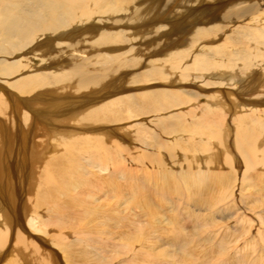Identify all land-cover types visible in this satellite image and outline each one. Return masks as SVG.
Wrapping results in <instances>:
<instances>
[{
  "label": "bare ground",
  "instance_id": "1",
  "mask_svg": "<svg viewBox=\"0 0 264 264\" xmlns=\"http://www.w3.org/2000/svg\"><path fill=\"white\" fill-rule=\"evenodd\" d=\"M51 43L0 83V264H203L219 244L197 235L264 249V0H0L2 80ZM235 192L263 212L232 231L215 215Z\"/></svg>",
  "mask_w": 264,
  "mask_h": 264
},
{
  "label": "rangeland",
  "instance_id": "2",
  "mask_svg": "<svg viewBox=\"0 0 264 264\" xmlns=\"http://www.w3.org/2000/svg\"><path fill=\"white\" fill-rule=\"evenodd\" d=\"M105 21V20H104ZM95 24V23H94ZM95 26V25H94ZM132 27V26H131ZM146 32V31H145ZM148 32V31H147ZM50 38H52L51 36H48V39H50ZM58 38V37H57ZM55 39H56V37H55ZM57 40V39H56ZM131 44H134V45H136L137 43H131ZM53 47H52V46ZM138 45V44H137ZM60 46V45H59ZM59 46L58 45H55V44H50L49 45V47L47 46V47H44V48H41V50H40V52L38 51V52H36V54L35 53H31V51H27V52H25L24 54H22L23 56H24V58L22 59V62L24 63V65H25V67H24V71H23V73H19V74H16V75H13V76H10V77H4V79L5 80H2L3 78V76L1 75L0 76V83H2L1 81H3V83H2V85H4V86H8V82H10V81H12V80H14V79H18V78H20V77H22V75H24V74H26L30 69H32V67L34 68V67H41L42 65H45L46 63H48L49 62V59H48V62L46 61V62H44V60L46 59V57L47 58H49L50 56H53V54H55V52L57 51V49L59 48ZM48 49V50H52V52H50V51H48V50H46V49ZM44 50V51H43ZM29 52V53H28ZM48 52H50V54H48ZM38 53V54H37ZM46 54L45 55V57H43L44 55L43 54ZM52 53V54H51ZM35 54V55H34ZM147 54H148V52H147ZM154 54V50L150 53V55L152 56ZM16 56H18V54L17 55H15V57ZM154 56V55H153ZM3 57H5V55H3V54H0V59L1 58H3ZM19 58L20 57H22V56H18ZM28 57V58H27ZM34 57V58H33ZM17 58V57H16ZM39 58H45V59H43L42 61L43 62H41L40 61V59ZM50 59H53V57L51 58L50 57ZM55 59V58H54ZM30 60V61H29ZM47 60V59H46ZM32 61V62H31ZM53 61H55V60H51L50 62H53ZM40 64H38V63ZM44 63V64H43ZM30 66V67H29ZM25 72V73H24ZM29 73V72H28ZM18 76V77H17ZM12 79V80H11ZM5 82H7V83H5ZM159 84V83H158ZM199 84H200V82H199ZM160 85V84H159ZM175 86H178V85H175ZM89 91H91V90H89ZM201 91V90H200ZM28 101V100H27ZM141 120V119H140ZM134 122V121H133ZM132 122H130V124H131ZM154 125H155V127H156V125H158V123H156V122H152ZM124 126H126V124H124ZM158 127H160V126H158ZM163 134L164 135H167L169 138L172 136V135H169V134H166V130H164L163 129ZM131 142H132V140H131ZM130 143V142H129ZM135 144V143H134ZM133 144V142H132V144H130V145H134ZM238 160L239 161H236L235 162V168H237L236 170H237V172H240V170H241V168H242V166H240L241 165V158L238 156ZM240 164V165H239ZM241 167V168H240ZM32 179V178H31ZM240 184V183H239ZM254 184V183H253ZM235 185H237L236 186V188L238 187V184H235ZM255 185V184H254ZM251 186L252 185H249V190L251 191ZM257 186L259 187V189H252V190H255V191H257V193L258 194H260V196H261V193H259V190H260V186L257 184ZM256 187V186H255ZM239 188V187H238ZM248 188H247V190H246V192L248 191ZM237 191L238 192H240V193H242V191H239L238 189H237ZM249 191V193H255L256 194V192H254V191H251L250 192ZM238 192H235L236 194H234V195H232V196H230L229 198H225V199H227V201L225 200V199H223V200H221L220 201V203H219V205H220V207L222 208V205L225 207L224 209H223V211L221 212V214L220 213H218L217 215H215V219L216 220H218V221H221L220 222V224H225V223H228V226H229V229L230 230H232V229H235L234 231H236L239 227H240V223H239V219H237L239 216L241 217V216H248V218H252L254 215H255V213H259L260 211L257 209V210H255V211H252L251 212V210H250V204H249V202L251 203L253 200H251L252 198H254V196L258 199V196L257 195H255L254 194V196H252V197H246L247 195L244 193L242 196L243 197H245L244 198V200H243V197L241 196V195H239L240 193H238ZM243 192H245V191H243ZM247 194H248V192H247ZM251 195V194H250ZM236 196V197H235ZM239 196H241V199L243 200V201H245V199L246 200H248V203H247V201H245V203L240 199V197ZM231 198V199H230ZM237 198V199H236ZM259 198H261V197H259ZM232 199H236L235 200V203L232 201ZM239 200V201H238ZM241 200V201H240ZM236 201H237V203H236ZM242 202V203H241ZM229 203V204H228ZM233 203V205L232 206H234V207H231V208H233L232 210H233V214H231V209H230V205ZM249 205V208L246 206L247 204ZM218 204V203H217ZM219 205H217L218 207H219ZM225 205H228V206H225ZM242 205V206H241ZM216 206V207H217ZM218 207L217 208H215L214 207V209H218ZM228 207H229V209L231 210V211H229V209H228ZM245 207V208H244ZM243 208L244 209H246L245 211L243 210ZM235 209V210H234ZM227 211L229 212V213H227ZM235 211V212H234ZM257 211V212H256ZM247 214H246V213ZM261 212H263V211H261ZM260 212V213H261ZM228 215H227V214ZM252 213V214H251ZM236 214V217L234 216ZM220 215V216H219ZM232 215V216H231ZM253 215V216H252ZM231 216V217H230ZM233 216L235 217V218H233ZM255 217V216H254ZM253 217V218H254ZM255 222V221H254ZM201 223V222H200ZM232 223H234V225L232 224ZM236 223V224H235ZM237 224H239V225H237ZM255 224H253V227H255L254 226ZM206 227L208 228V225H206ZM187 228L188 229H191V225L190 224H188L187 225ZM233 231V230H232ZM254 231L252 230V231H250L248 234L249 235H246V237H249L250 235H251V233H253ZM220 237V239H219V237ZM198 237H201V239L204 241V242H206V244H207V246H210L211 244L213 245H215L216 244V242H218V244H219V248L218 249H216L217 251H218V253L216 252V250L215 251H209V256L207 255V256H205V260L203 261V264H217V262H219V261H217V259L218 260H220V261H225V260H228V258L227 257H230L231 255H235V257L233 258L234 260H236V261H234L235 263L237 262V264H240L239 262H240V260H241V257H242V255L246 258H244V257H242V262H246L247 263V261H248V263L247 264H251V263H254V264H260L258 261V259H260V257L259 256H261V254H262V256H264V249H262L261 247L262 246H260L259 245V242H260V240H259V238L258 239H256V240H252V241H250V238L248 239V238H244L245 236H243V238H242V236H240V237H236V238H239V239H236L235 237H233L234 238V240H236V241H232V239L233 238H229V239H226L225 238V240L226 241H224L223 239L224 238H221V235H217L214 239H212V243H211V240L209 241V243H207L208 242V240L207 239H203V237L204 236H202V235H200V236H195V238H193V241L195 242H200L201 241V239L198 241ZM242 241H241V240ZM166 240V239H165ZM179 238L177 239V241L179 242ZM207 240V241H206ZM229 240H231V242L229 241ZM247 240V241H246ZM259 240V241H258ZM171 241V240H170ZM220 241V242H219ZM222 241H223V243H222ZM239 241V242H238ZM253 241H257V243H254ZM167 242H169V240H167ZM172 242V241H171ZM178 242L176 243L175 241H173V243L174 244H172L171 243V246L170 245H168V243H165L164 244V246H166V248H168V249H170L171 251H172V247H175L176 248V250H178V249H180V246H179V244H178ZM224 242H226V244L229 246H227ZM246 243L247 242V244L248 243H252V245H250V248H251V246H252V249H249V244L247 245L248 247H245V249H246V252L244 253V251H243V249H242V252H241V254H240V251L241 250H239L238 251V249H239V247H242V245L243 246H246V245H244L243 243ZM262 240H261V243L260 244H262ZM176 243V244H175ZM239 244V246H237L238 244ZM221 244V245H220ZM225 244V245H224ZM258 244V245H257ZM254 245H256V247L254 246ZM228 247V249H227V251L228 250H230L229 252H227L226 250H224V248L226 249L227 247ZM179 247V248H178ZM233 249H235L236 250V252H234V253H232L233 251H234V249H233V251L231 250V248ZM253 247H255V249L253 248ZM259 247L261 248V249H259ZM175 248H174V251H172V252H176V250H175ZM258 249V250H257ZM250 250H252V252H254V253H250ZM256 250H257V253H256ZM259 250H261L262 251V253L259 251ZM222 251V252H221ZM208 253V252H207ZM222 253H225V254H222ZM240 255H239V254ZM238 254V255H237ZM250 255V257H249V255ZM246 255V256H245ZM251 255L253 256V257H251ZM257 255V256H256ZM211 256V259L209 258ZM214 256V257H213ZM217 256V257H216ZM219 256V257H218ZM240 258H239V257ZM221 257V258H220ZM239 258V261L237 260L238 258ZM256 257H259V258H257L256 259ZM225 258V259H224ZM250 258V259H249ZM190 258H188V260H189ZM213 259H215V260H213ZM190 261V260H189ZM206 261V262H205ZM212 261V263H210ZM215 261H216V263H215ZM250 261H252V262H250ZM194 261H193V259L191 258V262L190 263H193ZM197 263H199V261L198 262H196L195 264H197Z\"/></svg>",
  "mask_w": 264,
  "mask_h": 264
}]
</instances>
